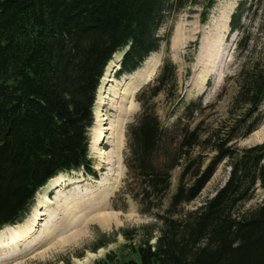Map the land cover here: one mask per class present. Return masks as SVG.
<instances>
[{
	"label": "trees",
	"instance_id": "1",
	"mask_svg": "<svg viewBox=\"0 0 264 264\" xmlns=\"http://www.w3.org/2000/svg\"><path fill=\"white\" fill-rule=\"evenodd\" d=\"M214 1L0 0V230L25 217L51 178L90 172L88 131L113 55L123 53L117 77L132 74L161 41L168 43L158 31L169 15L200 6L204 22ZM237 13L230 29L240 34L242 65L226 120L215 126L196 121L199 100L170 126L161 124L150 103L160 95L166 102L173 98L176 67L169 60L154 85L136 97L141 112L129 128L127 167L141 199L162 202L171 172L179 174L167 206L155 214L159 226L145 232L135 258L113 264H264V141L236 146L253 132L249 121L264 99V63L255 59L249 30L258 21L264 33V0H245ZM222 163L228 168L224 183L187 210ZM258 194L261 201L245 209Z\"/></svg>",
	"mask_w": 264,
	"mask_h": 264
},
{
	"label": "rangeland",
	"instance_id": "2",
	"mask_svg": "<svg viewBox=\"0 0 264 264\" xmlns=\"http://www.w3.org/2000/svg\"><path fill=\"white\" fill-rule=\"evenodd\" d=\"M241 2L245 0H215L213 6L207 11L204 22L200 21L202 12L200 6L186 8L165 19L158 35L160 38L168 36V43L161 41L158 50L153 51L135 71L144 69L145 64L150 60L156 62L157 67L151 79L145 82L134 96L135 109L128 118L124 137L125 146L120 161L118 157L110 154L111 147L108 142L101 140L100 134L105 133V127L108 125V120H105L104 116L111 118V114L114 113L109 107L110 100L120 88V84L134 72L118 78L119 62L123 53L117 52L113 55L107 65L108 72L103 80L100 79L93 108L94 121L88 131V149L92 168L89 173L83 171L68 173V184L61 194L67 196L69 201L73 197H89L90 195L92 199H96L104 189L114 186L106 200L108 206L106 210L116 215L115 220L106 227L91 223L85 235L78 237L77 240L46 250L45 244L48 241H43L44 231L48 225L52 224V218L48 214L40 216L42 220L38 222L45 226H36L34 236L16 246L6 245L12 233L33 223L36 208L40 205L38 203L44 199L40 189L25 217L18 224L0 230V264H113L136 257L133 255V249L145 238L147 230H155L159 226L155 214L161 212L160 208L164 209L167 206L169 196L177 185L179 174V169L171 172V189L162 202L141 199L138 180L127 167L130 159L129 128L141 112V105L136 97L142 90L147 87L150 89L154 85L164 61L169 60L176 67V87L173 88L171 95L173 98L170 102H166L160 95L150 103L156 110L161 124L170 126L181 115L184 107L189 103L198 106L199 100L201 105L198 108L201 113H197L196 121L204 120L205 125L215 126L226 120L230 104L237 91L236 78L242 65L236 49L240 34L230 29L231 17L235 13L238 14V5ZM244 14L245 12H242V15ZM242 22L248 25L246 19H242ZM257 27L258 21L249 26L257 42L253 54L255 59L259 58L264 63V33L257 31ZM149 91H146L143 98L149 95ZM249 122L252 123L254 130L247 137L236 140L238 148L253 146L264 141L262 134L264 99L258 113ZM106 153L108 157H105ZM227 173L228 168L225 163H222L202 190L199 198L186 209L194 210L211 197L224 183ZM56 195V193L48 195L49 202L46 203V209L49 212L52 211L50 209L59 205L60 201H56ZM260 201L258 194L254 200L245 205V209L255 207ZM156 234L155 232L154 235ZM35 237L38 240L42 239L37 241L39 244L34 242ZM59 238L53 239L50 245L56 243ZM153 242L154 239L151 240V243Z\"/></svg>",
	"mask_w": 264,
	"mask_h": 264
},
{
	"label": "bare ground",
	"instance_id": "3",
	"mask_svg": "<svg viewBox=\"0 0 264 264\" xmlns=\"http://www.w3.org/2000/svg\"><path fill=\"white\" fill-rule=\"evenodd\" d=\"M145 65L146 67L144 69L134 72L133 75L128 76L123 83L120 84V88L110 100L111 104L109 107L114 113L111 114V118L107 115L104 116V119L108 120V125L105 127V133H102V135L100 134V138L102 141L109 143L111 147L110 154L114 155V157H118L117 159L119 161L125 146L124 137L126 125L129 122L128 118L132 115L135 109L133 106L134 96L141 86L151 79L153 71L155 67H157L154 60L148 61ZM106 72H108V66L105 69L102 80L106 75ZM262 130V134L264 135V125ZM108 138L110 140H108ZM105 157H108L107 153ZM116 177L118 179V175H116ZM68 180V174H59L48 180V182L41 188L42 198L44 199L40 200L38 203L40 205L36 208L33 223L12 233V236L9 237L6 245L16 246L20 242L28 240V238L34 236V228H36V226H45L43 223L38 222L42 220L40 216L48 214L50 215V218H52V224L51 226L48 225L46 231H44L45 239L43 241H48L45 244L47 245L46 250L77 240L78 237L85 235L88 226L91 223H98L102 227H106L113 223L112 221L115 220L116 215L106 210L108 209L106 200L114 186L104 189L96 199H92V195H90L89 197H73L69 201L67 196L61 194L62 190L67 186ZM49 193H56L57 195L55 196V199L58 202L60 201L59 205L50 209L52 210L51 212L46 209V203L49 202ZM65 233L66 235L61 237V235ZM58 237H60L58 241L50 245V242ZM36 238L37 237L33 239L35 243L42 240Z\"/></svg>",
	"mask_w": 264,
	"mask_h": 264
}]
</instances>
